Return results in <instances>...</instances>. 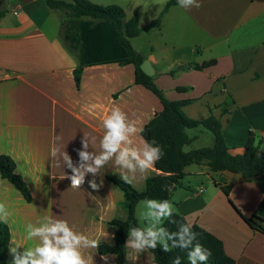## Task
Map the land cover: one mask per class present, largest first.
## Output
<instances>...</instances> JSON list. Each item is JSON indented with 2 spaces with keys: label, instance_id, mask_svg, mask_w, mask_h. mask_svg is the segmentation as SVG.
<instances>
[{
  "label": "crops",
  "instance_id": "crops-1",
  "mask_svg": "<svg viewBox=\"0 0 264 264\" xmlns=\"http://www.w3.org/2000/svg\"><path fill=\"white\" fill-rule=\"evenodd\" d=\"M90 1L123 7L126 21L137 12L139 25L144 27L160 15L169 0ZM200 3L198 9L173 5L158 27L145 30L131 42L151 62L155 83L166 96L192 99L183 108L190 118L217 117L229 152L243 155L250 133L264 140V0ZM2 7L7 13L0 18V154L14 159L16 172L33 197L27 202L0 175V203L9 213V247L14 242L34 243L24 240L27 224H38L44 215L51 216L47 202L63 192H71L82 201L70 226L99 242L113 244L115 227L110 222L126 219L128 211L123 192L108 176L120 177L121 169L110 161L95 177L98 184L103 180L98 190L88 184L91 174L81 188L73 189L69 179H62L65 173L71 174L70 169L56 167L50 149L54 144L61 147L77 163L85 133L95 138L90 150L99 151L103 119L114 107L143 129L163 105L154 93L135 83L134 65L87 66L78 87L74 70L79 59L63 39L62 12L49 8L44 0H5ZM213 60V65L201 71L192 68ZM173 70H177L175 76L170 75ZM177 87L190 89L179 92ZM201 129L187 131L193 138L190 144L205 134ZM143 140L140 132L133 137L134 146ZM210 144L214 145V139ZM185 173L188 185L183 181L171 192L174 209L188 223L198 224L222 240L235 264H264V233L249 222L263 199L257 182L246 181L240 173L213 172L205 164L189 165ZM158 174L162 172L156 167L144 175L137 173L131 185L141 191L146 181ZM221 184L232 186L229 195ZM89 252L94 255V264L116 262L112 254L104 261L97 249ZM11 260L9 254L7 264ZM126 264L156 263L150 250L136 253L126 246Z\"/></svg>",
  "mask_w": 264,
  "mask_h": 264
},
{
  "label": "trees",
  "instance_id": "trees-1",
  "mask_svg": "<svg viewBox=\"0 0 264 264\" xmlns=\"http://www.w3.org/2000/svg\"><path fill=\"white\" fill-rule=\"evenodd\" d=\"M5 0H0V18L7 13L3 9ZM45 4L54 10L65 14L62 25V36L68 48L79 59V65L74 70V78L79 87L83 69L87 66L118 63L121 66L134 65L135 83L142 85L154 93L163 105V110L143 127L141 135L145 140H155L162 147L164 155L155 164L162 174L155 175L146 181L143 190H137L131 184L125 183L120 177L108 176L117 188L124 194V206L128 211L126 219H113L110 223L115 227L114 243L99 242L97 249L100 255H114L115 264H126V241L128 230L132 227H142L136 216V207L145 199H167L172 202L171 192L181 187L186 177L185 168L192 164L208 165L213 172L230 171L240 173L246 181H256L263 199L255 214L249 219L252 227L264 233V140L255 133H250L245 143L246 152L243 155H232L223 132L221 121L211 115L207 118L193 119L188 117L183 108L192 103V99L171 100L165 92L155 83L153 76H148L141 69L145 57L138 53L131 39L140 36L145 30L158 27L162 18L178 0H169L160 15L150 24L141 27L137 12L129 21H126L125 9L119 5L107 6L95 4L90 0H44ZM90 18L85 20L84 18ZM216 61L192 66L195 70H203ZM177 70L170 72L175 76ZM189 87H177L179 92H188ZM203 127L210 131L214 137V145L185 150L193 138L188 130ZM14 159L6 154H0V175L16 189H18L27 202H32L31 190L17 172ZM223 191L229 195L231 185L221 184ZM176 224L164 222L169 231H176L179 224L187 222L178 210L173 217ZM193 231L198 233L197 240L212 253L207 264H235L225 251L222 240L198 224L193 225ZM11 232L8 224L0 222V264H7ZM154 254L156 264H173L179 257L180 264H188L187 251L172 249L163 252L159 246L149 249Z\"/></svg>",
  "mask_w": 264,
  "mask_h": 264
},
{
  "label": "clouds",
  "instance_id": "clouds-1",
  "mask_svg": "<svg viewBox=\"0 0 264 264\" xmlns=\"http://www.w3.org/2000/svg\"><path fill=\"white\" fill-rule=\"evenodd\" d=\"M178 5L184 9L200 8V0H178ZM95 108V105L91 106ZM104 132L99 140V151L90 150L95 145V138L85 133L81 140V149L77 150L79 160L74 163L67 151L54 146L50 149V157L56 167L70 169L71 174L65 173L62 179H69L70 187L79 189L85 183L86 176L91 174L93 179L88 181L93 190H98L102 184L96 182L100 170L110 161L121 169L120 178L128 184L136 179V174L144 175L154 170L155 164L164 155L162 147L155 140H143L139 146H134L133 137L142 129L129 121L128 116L119 107H114L110 114L103 119ZM61 138L57 136L56 141ZM143 227H132L128 230L126 246L136 253H143L157 246L163 252L172 249L187 251L188 264H207L211 251L198 240V233L193 231V225L185 222L179 224L176 231H169L164 222L176 224L173 218L174 205L167 199H145L140 202ZM9 213L4 203H0V222L7 223ZM24 240L34 242L31 246L14 242L9 248L12 256L10 264H94V255L89 250L99 248V240L90 238L82 232H77L66 220L44 215L38 224L29 223L25 229ZM86 252L89 254L86 255ZM101 259L108 260L102 255ZM173 264H180L177 257Z\"/></svg>",
  "mask_w": 264,
  "mask_h": 264
},
{
  "label": "rangeland",
  "instance_id": "rangeland-1",
  "mask_svg": "<svg viewBox=\"0 0 264 264\" xmlns=\"http://www.w3.org/2000/svg\"><path fill=\"white\" fill-rule=\"evenodd\" d=\"M71 2V0H64ZM60 17L64 18L65 14L62 12L60 13ZM197 130V129H196ZM204 131L205 134L200 135V138L198 141L193 142L190 145H187L185 147L186 151H190L193 149H199L202 147L206 146H211L210 140L214 139L213 135L210 131L206 130L205 128L201 129ZM191 131V130H190ZM196 132V131H193ZM188 180H184V184L188 185ZM79 204L82 205V201L77 199V197L71 193V192H63L60 193L59 195H54L51 197V200L47 202L48 207L51 209V216L56 218V219H63L66 220L69 225L71 223H74L76 221L77 217L76 215L78 214V209H80L82 206H79ZM142 206L141 203L139 202V205L137 206L136 210V215L139 220L140 225L143 227L145 226L146 222L141 221L139 217V213L142 211ZM82 211V209L80 210Z\"/></svg>",
  "mask_w": 264,
  "mask_h": 264
},
{
  "label": "water",
  "instance_id": "water-1",
  "mask_svg": "<svg viewBox=\"0 0 264 264\" xmlns=\"http://www.w3.org/2000/svg\"><path fill=\"white\" fill-rule=\"evenodd\" d=\"M141 69L144 71L145 74H147L148 76H154L155 72H154V68L151 64V62L149 60H145L142 65H141Z\"/></svg>",
  "mask_w": 264,
  "mask_h": 264
},
{
  "label": "built area",
  "instance_id": "built-area-1",
  "mask_svg": "<svg viewBox=\"0 0 264 264\" xmlns=\"http://www.w3.org/2000/svg\"><path fill=\"white\" fill-rule=\"evenodd\" d=\"M0 73H1V71H0Z\"/></svg>",
  "mask_w": 264,
  "mask_h": 264
}]
</instances>
